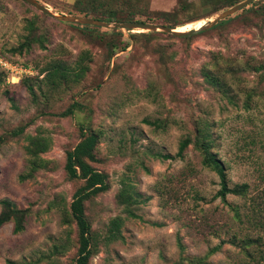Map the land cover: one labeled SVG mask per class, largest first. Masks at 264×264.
Listing matches in <instances>:
<instances>
[{"label": "rangeland", "instance_id": "374dc122", "mask_svg": "<svg viewBox=\"0 0 264 264\" xmlns=\"http://www.w3.org/2000/svg\"><path fill=\"white\" fill-rule=\"evenodd\" d=\"M35 1L54 15L76 16L74 0ZM122 1L106 4L125 11ZM220 1L131 0L130 5L138 11L147 8L150 22L187 31L227 9ZM251 4L254 10L264 0ZM249 6L228 17V23L189 40L154 32L163 35L145 41L130 37L141 33L138 30L82 28L55 21L22 0H0V53L9 61L29 64L31 70L19 82L0 68V200L28 211L21 232L12 234L11 223L0 227V264H72L75 228L71 220H62L81 181L68 180L63 165L65 152L79 139V124L98 135L91 166L105 174L108 183L106 192L84 204L91 231L102 236L109 219H123L121 238L97 244L88 264H191L188 260L203 257L215 246L219 249L206 262L237 263L239 244L232 236L257 233L246 220L252 214L250 202L264 190V69L255 72L245 65H264V19L246 10ZM40 39H45L43 49L36 43ZM25 40L35 42L27 51L10 54ZM110 42L127 47L108 60ZM81 59L87 71L65 92L45 87L52 63L74 69ZM229 68L236 73H227ZM205 72L225 80L233 76L236 87L223 96L207 84ZM27 76L32 77L24 79ZM245 92L251 93L247 108L242 106ZM71 103L80 111L71 117L54 116ZM143 120L165 128L154 129ZM197 121L212 125V151L224 163L228 184L246 183L247 196L227 195L225 203L214 198L217 177L200 165L192 145L181 159L156 156H174L179 140L192 133ZM25 124L21 136L6 137ZM30 136L46 141L47 149L39 156L47 165L32 178L19 180L27 172ZM123 186L136 194L130 206L135 218L127 217L116 201ZM235 209L241 223L231 219Z\"/></svg>", "mask_w": 264, "mask_h": 264}, {"label": "trees", "instance_id": "16d2710c", "mask_svg": "<svg viewBox=\"0 0 264 264\" xmlns=\"http://www.w3.org/2000/svg\"><path fill=\"white\" fill-rule=\"evenodd\" d=\"M116 0H74L73 8L76 12V16H81L84 18H91L99 20L108 24L111 23H125V22H144L149 24H155L160 26H166L170 29H174V25L163 24V23H154L150 22L148 16L146 15L147 8L145 9H135V6L130 5L131 0L122 1L125 5V11L110 8L108 4ZM139 1V0H138ZM242 0H224L220 1L218 4L221 8H228L232 5L239 3ZM105 3V4H104ZM254 4H250L249 10L254 12L264 19V4L258 5L256 9H252ZM185 7V6H184ZM245 12V11H244ZM136 15H141L145 17V20H133V17ZM192 19L188 22L195 21ZM231 19H225L219 22L217 25L211 29H215L223 24H226ZM186 22V23H188ZM168 23V22H167ZM185 24V23H183ZM82 28H90L88 26H82ZM200 33V32H199ZM198 34V33H197ZM163 34L160 33H134L130 35L131 38H141L145 41L154 39L155 36H160ZM196 35V34H195ZM114 36L121 37L119 33L114 34ZM194 36V35H193ZM165 37L176 38L180 40H189L192 36L186 37H174L166 34ZM31 40H25L23 43L17 45V47L10 50V54L17 53L20 54L22 51H27L31 44H34ZM45 39L37 40V46L40 49L44 48ZM107 54L108 60L115 53L125 50L127 43H109L107 45ZM1 55V53H0ZM4 57V55H1ZM6 58V57H5ZM13 63H17L14 60H10ZM23 67H27L29 64L26 63H17ZM249 70L255 72L264 69V65L254 66L251 63L245 64ZM236 68H229L227 73L233 75L236 73ZM87 71V65L83 63V59L77 61L74 69H69L65 67L62 63H52L47 75L44 76L45 87L49 91L63 93L68 88L69 83H76L79 81ZM32 76H27L24 79L31 78ZM205 81L213 90L217 93L222 94L223 96L228 97L229 93L232 91L234 81L236 78L230 76L233 80H225L219 78L217 75H212L209 73H204ZM23 79H20L21 82ZM236 87V85H235ZM28 91L31 93V88L28 87ZM136 94V92H135ZM245 101L243 107L247 108L248 103L251 98L250 92H245ZM143 97V96H142ZM145 97V96H144ZM147 97V96H146ZM231 102L230 98H227ZM80 107L76 103H71L63 111L54 114L56 117L64 118L71 117L75 112H79ZM31 122V121H29ZM144 124L151 125L154 129L164 130V126L160 125L157 121L149 122L147 120L142 121ZM27 124L19 126L15 129H12L6 132V137L14 139L23 134L24 129ZM212 125L208 124L205 121H197L194 125L192 133L182 136L179 140L174 156L167 154L157 153L156 156L162 160L179 158L181 159L184 151L189 145L197 151L200 157V165L212 171L218 180V190L214 194V198H219L222 202L225 203V197L231 195L234 197H245L248 194V185L246 183L233 184L229 185L225 173L224 163L216 157V154L212 151L214 147V140L210 132ZM79 139L77 143L68 151L65 152L63 170L65 176L68 180H78L81 181L80 187L74 190L71 195L67 209L65 210L66 218L62 220V223L68 224L70 220L74 224L75 228V237H76V250L75 256L72 261V264H88L90 258L96 252V246L100 242L103 245L112 243L120 239V227L122 225L123 219L119 216L113 217L108 220L105 231L102 236H99L91 231L90 225L84 214V204L86 201L90 200L97 195L104 193L108 190L107 177L105 174L97 171L91 166V163L94 162V150L98 142V135L90 130L88 127H83L79 124L78 127ZM28 140V145L25 147L27 159L25 161V167L27 169L26 174L20 175L19 180H24L27 178H32L34 173L39 170H42L46 167L47 162L40 158V154L47 149V143L44 139L37 137H26ZM0 137V142L2 141ZM262 151L264 152V144L261 146ZM136 194L133 192H128L127 187L123 186L121 190L116 195L117 203L122 206L123 211L126 216L129 218H135L136 216L130 209V206L136 203L134 199ZM251 218L246 220L249 228L257 231L255 235L247 236L243 235L235 238L232 236L233 243L238 242L240 259L235 264H264V190L261 191L260 196L258 195L251 202ZM232 217L231 219L237 220L238 223H241L239 212L231 210ZM28 211L26 209H17L14 204L8 199L0 200V227L6 223L12 224V234H17L21 232L24 228L25 218ZM53 250H57V245H53ZM219 249V246H215L208 251L203 257L195 258L188 260L191 264H209L206 262L208 256L214 254ZM56 254V253H54ZM58 254V253H57ZM185 260V259H184Z\"/></svg>", "mask_w": 264, "mask_h": 264}, {"label": "water", "instance_id": "95a60500", "mask_svg": "<svg viewBox=\"0 0 264 264\" xmlns=\"http://www.w3.org/2000/svg\"><path fill=\"white\" fill-rule=\"evenodd\" d=\"M22 1H24V3H26L28 6L38 11L39 13L47 17H50L53 20L58 21V22L76 24L79 26L102 27V28H111V29L126 30V31L138 30L140 32H160V33L168 34L174 37H186V36H193L199 32H202L204 30H208L214 27L219 22L227 19L231 15L235 14L236 12L240 11L241 9L247 7L252 2L257 1V0H242L239 3L219 13L216 17H214L211 21H208V23H206L205 25L199 28L190 29L187 31H177L176 29H170L166 26H160V25L149 24V23H144V22H125V23L108 24V23H105L99 20H95L91 18H84V17H77V16H72V15L57 16V15L52 14L45 6L36 2L35 0H22Z\"/></svg>", "mask_w": 264, "mask_h": 264}, {"label": "built area", "instance_id": "2783aa9c", "mask_svg": "<svg viewBox=\"0 0 264 264\" xmlns=\"http://www.w3.org/2000/svg\"><path fill=\"white\" fill-rule=\"evenodd\" d=\"M0 68L4 72H8L10 76H13L11 78H15L17 79V81L22 75H30L31 73V70L28 66L23 67L17 63H13L9 61L7 58L3 56H0Z\"/></svg>", "mask_w": 264, "mask_h": 264}, {"label": "bare ground", "instance_id": "6f19581e", "mask_svg": "<svg viewBox=\"0 0 264 264\" xmlns=\"http://www.w3.org/2000/svg\"><path fill=\"white\" fill-rule=\"evenodd\" d=\"M196 27H199V26H196ZM201 27V26H200ZM177 31H183V30H180V29H176Z\"/></svg>", "mask_w": 264, "mask_h": 264}]
</instances>
